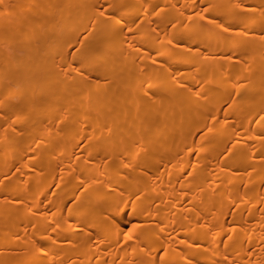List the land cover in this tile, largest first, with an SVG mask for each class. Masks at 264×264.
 <instances>
[{
    "label": "bare ground",
    "instance_id": "1",
    "mask_svg": "<svg viewBox=\"0 0 264 264\" xmlns=\"http://www.w3.org/2000/svg\"><path fill=\"white\" fill-rule=\"evenodd\" d=\"M0 264H264V0H0Z\"/></svg>",
    "mask_w": 264,
    "mask_h": 264
}]
</instances>
